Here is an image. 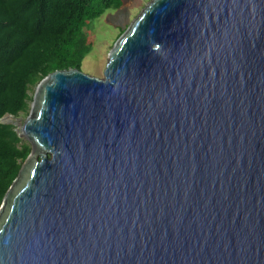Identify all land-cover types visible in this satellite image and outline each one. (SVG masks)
<instances>
[{"label":"water","instance_id":"water-1","mask_svg":"<svg viewBox=\"0 0 264 264\" xmlns=\"http://www.w3.org/2000/svg\"><path fill=\"white\" fill-rule=\"evenodd\" d=\"M32 103L0 264H264V0H150Z\"/></svg>","mask_w":264,"mask_h":264},{"label":"trees","instance_id":"trees-1","mask_svg":"<svg viewBox=\"0 0 264 264\" xmlns=\"http://www.w3.org/2000/svg\"><path fill=\"white\" fill-rule=\"evenodd\" d=\"M120 0H0V117L26 113L30 91L48 73L80 68L90 50L86 25ZM30 151L0 122V203Z\"/></svg>","mask_w":264,"mask_h":264},{"label":"rangeland","instance_id":"rangeland-1","mask_svg":"<svg viewBox=\"0 0 264 264\" xmlns=\"http://www.w3.org/2000/svg\"><path fill=\"white\" fill-rule=\"evenodd\" d=\"M120 1L119 7L104 10L101 15L90 20L86 25L87 40L91 44L89 52L81 61L80 68L97 78L103 77L104 65L117 38L128 28L150 0ZM33 92L34 88L30 91L31 100L28 102V110L25 114L20 112L16 116L6 117V121L13 123L18 130L31 110ZM21 139L29 144L25 138L21 137Z\"/></svg>","mask_w":264,"mask_h":264}]
</instances>
